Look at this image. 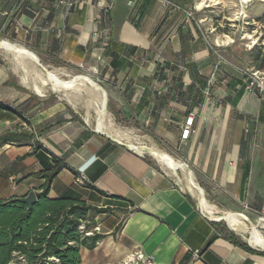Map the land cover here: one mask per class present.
I'll use <instances>...</instances> for the list:
<instances>
[{"label":"crops","instance_id":"crops-1","mask_svg":"<svg viewBox=\"0 0 264 264\" xmlns=\"http://www.w3.org/2000/svg\"><path fill=\"white\" fill-rule=\"evenodd\" d=\"M180 2L193 18L162 11L156 0H0V37L43 65L99 72L116 112L150 122L169 155L188 162L200 184L214 185L204 186L210 197L227 209L253 206L264 201V101L245 90L240 70L262 67L256 49L235 35L255 29L244 32L234 11L212 15L207 0ZM0 103L11 108L0 106V135L26 137L0 146V200L30 191L38 199L44 179L36 174L56 158L68 168L53 178L47 198L103 210L89 211L92 232L103 237L92 249L80 248V264L118 263L138 249L154 264H264V249L233 244L152 157L34 96L2 57Z\"/></svg>","mask_w":264,"mask_h":264},{"label":"trees","instance_id":"trees-1","mask_svg":"<svg viewBox=\"0 0 264 264\" xmlns=\"http://www.w3.org/2000/svg\"><path fill=\"white\" fill-rule=\"evenodd\" d=\"M0 106L11 109L2 103ZM25 138L4 133L0 135V146ZM64 168L68 166L53 158L49 170L36 174L44 184L32 207L14 198L0 200V264H80V248L92 249L103 237L96 232L85 234L91 224L89 211L99 213L102 209L68 197L47 198L51 181ZM228 239L250 249L233 233Z\"/></svg>","mask_w":264,"mask_h":264},{"label":"bare ground","instance_id":"bare-ground-1","mask_svg":"<svg viewBox=\"0 0 264 264\" xmlns=\"http://www.w3.org/2000/svg\"><path fill=\"white\" fill-rule=\"evenodd\" d=\"M0 51L9 54L13 58V71L19 73L21 84L27 89H31L37 95H44V88L48 86L51 90L65 96L70 104L75 105L82 96V93L86 94L87 97L83 101L87 109L84 118L86 122H89L91 119L93 120L95 131L103 133L116 141L125 143L129 148L137 151V153L145 152L164 169L174 172L179 170L183 176L182 180L185 191L197 201L199 208L206 216L213 220L224 221L230 228L235 229V231L238 230L239 235L246 239V242L250 246L264 249V236L256 230V225L243 214L221 211L208 202L205 199L203 188L194 180L191 169L185 163L173 159L171 155L149 141L143 143L140 142L141 140H133L131 132L121 130L117 127L112 121V116L110 117L107 111L106 91L93 79L85 77L86 75H74L68 79H62L60 76L65 71L61 67L54 70L45 67V72H42L36 66L33 57H31L30 53L24 47L6 39L0 38ZM72 93H77L78 96ZM89 111L93 113V116L89 114ZM131 140L135 141V144ZM241 219L248 223L250 227L247 237H245V229L240 221ZM256 224L264 227V217H260Z\"/></svg>","mask_w":264,"mask_h":264},{"label":"rangeland","instance_id":"rangeland-1","mask_svg":"<svg viewBox=\"0 0 264 264\" xmlns=\"http://www.w3.org/2000/svg\"><path fill=\"white\" fill-rule=\"evenodd\" d=\"M174 1L176 3L182 5L180 0H174ZM207 3L214 5L213 6L214 9H212L213 12L211 13L212 15H220V17H221L223 14L225 16H228V13L231 11L237 12L239 17H240V21L242 22L241 24L245 28V29H243L244 32L249 27V25H251V27L253 26V28L255 29V35H235V37H238L241 42L246 43V46L250 47L251 49H256V53L258 54L259 63L262 67L261 71L264 72V0H207ZM248 17L253 18L254 21H250V19ZM247 20H249V22H248L249 24L244 23V21H247ZM231 36H233V35H231ZM222 39L224 40V39H228V38L225 36H222ZM0 57H2L6 61V63L8 64L9 68L11 67L10 69L13 70V68H14L13 58L9 54H6L2 51H0ZM44 66L48 69H51V70H54L56 68L59 69L61 67L65 71L61 74L62 77L60 76V78H62V79H64V78L68 79L70 76H74V75H83V76L86 75L85 77H89V78L93 79L96 83H98L99 85H102V83L98 81L99 80V75H98L99 72L97 73V75L93 74L92 72L89 71V68L87 65H71L68 63H64V62H56V63L50 64V65H47L46 63H44ZM15 75H16V79L19 80V73L16 72ZM44 89H45L44 95L46 97H48V101L50 104H53V103L61 104L64 107V112L67 115L71 116L74 120L79 121L81 124L87 126L90 130L95 131L94 130L95 126H94L93 120L91 119L92 121L90 120L89 122H86L85 118H84V116L86 114L85 112L87 111L86 106L83 102V101H85V99L87 97L86 94L82 93L81 97L83 99L80 97L81 99L79 98L77 103L75 105H72L66 100V97L63 96L61 93L51 90L48 86H46ZM28 90L34 96L36 95V93L33 92L31 89H28ZM115 91L120 92V89L116 88ZM72 94L77 95V93H72ZM106 94H107V111L109 112L110 117L112 116L111 117L112 121L117 127H119L121 130L131 132L133 140H135V139H136V141L141 140L140 142H143V143H146L149 141V142L155 144L159 149L165 151L163 145L160 142V137H158V136L155 137L152 135L153 130H152V127L150 125V122L145 123L144 121L135 118L133 115L127 114L128 112L126 113V112L122 111V109H120L119 113H117L118 112V111L116 112L117 106L114 104V100H113L112 95L109 96L108 93H106ZM119 96H121V95H119ZM76 98H78V97H76ZM123 113H125L126 115L124 116ZM89 114L91 116H93V113L91 111H89ZM133 140H131L132 143L135 142ZM130 149L135 151L132 148H130ZM135 152H137V151H135ZM140 154L148 156V154H146L145 152H140ZM148 157H150V156H148ZM172 158L185 163L191 169L194 180L198 183V185L201 188H203L205 199L208 200V202H210L211 204L216 206L221 211L234 212L236 214H243L247 219H249L251 222H253L256 225V230H258L264 236V227L256 224L257 220L260 217H264V213L262 211L264 201L263 202L262 201L261 202L256 201L252 204L253 206L247 205V203L245 202L244 204H237L232 209L224 208L221 206V204L219 202L214 200L215 197L209 196V191L207 189H205V187H204V186L213 187L214 185H212V184L211 185L200 184L195 179V174H194L192 168L190 167V165L188 164V162H186L183 159H176L174 157H172ZM164 171L178 184L179 187L184 189V184H183V180H182L183 176L181 175L182 173L179 170L174 172V171H171L168 169H164ZM216 189H218V188H216ZM211 191H214V190H211ZM221 194L223 196L226 195L227 197H229L225 193H221ZM246 195H247V190H246ZM194 203L196 204V206L199 207L196 200H194ZM90 221H91V224H90L91 227L87 230L88 232L92 231V227H93L92 226L93 221L91 219H90ZM240 221L242 222V225L245 229V237H247L248 233L250 231V227H249L248 223H246L244 220L241 219ZM217 223L223 229L229 231V233H233L234 235H236V237L240 241L247 244V242H246L247 240L242 238L239 235L238 230L235 231V229L230 228L224 221H220Z\"/></svg>","mask_w":264,"mask_h":264},{"label":"built area","instance_id":"built-area-1","mask_svg":"<svg viewBox=\"0 0 264 264\" xmlns=\"http://www.w3.org/2000/svg\"><path fill=\"white\" fill-rule=\"evenodd\" d=\"M159 3V7L162 11H177L182 15L193 18V13L191 10L186 9L180 4L176 3L174 0H156ZM244 81H245V90L251 93H255L258 97L264 101V72L258 69L253 68H242L240 70ZM193 116L189 115L181 130V138H188L190 134V128L192 125ZM201 211V210H200ZM264 213V204L262 207ZM202 212V211H201ZM83 228V225L80 226ZM97 229V228H94ZM92 231H86V235L91 234ZM111 264H154V259L152 255L144 253L142 250H135L126 260L111 263Z\"/></svg>","mask_w":264,"mask_h":264},{"label":"water","instance_id":"water-1","mask_svg":"<svg viewBox=\"0 0 264 264\" xmlns=\"http://www.w3.org/2000/svg\"><path fill=\"white\" fill-rule=\"evenodd\" d=\"M23 47V46H22ZM29 53H30V55H31V57H33V59H34V61H35V63H36V66L42 71V72H45V70H46V68H45V66L40 62V59H39V57L35 54V53H33V52H31L30 50H28L27 48H25ZM99 85V84H98ZM100 86V85H99ZM101 87V86H100ZM102 88V87H101ZM94 132H96V133H100V132H97V131H94ZM100 134H103V133H100ZM103 135H105V134H103ZM107 136V135H106ZM107 137H109V136H107ZM110 138V137H109ZM110 139H112V138H110ZM112 140H114V139H112ZM114 141H116V140H114ZM116 142H118L119 144H121L122 146H124V147H127V148H129L125 143H123V142H119V141H116ZM130 149V148H129ZM187 166V165H186ZM188 167V166H187ZM189 168V167H188ZM15 200H17V201H19V202H21V203H24V204H26L27 205V207L28 208H30V207H32V205L37 201V197H36V195H35V193L33 192V191H30L27 195H25V196H22V197H15L14 198ZM208 217V216H207ZM208 219L209 220H211V221H213V222H220V220L218 221V220H213V219H211V218H209L208 217ZM248 244V243H247ZM249 245V244H248ZM250 246V245H249ZM252 247V246H251Z\"/></svg>","mask_w":264,"mask_h":264}]
</instances>
